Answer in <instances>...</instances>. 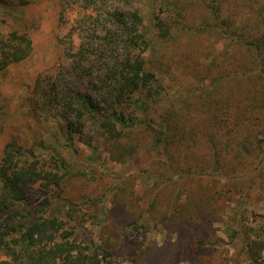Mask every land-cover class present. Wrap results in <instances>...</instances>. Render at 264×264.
Segmentation results:
<instances>
[{
	"label": "trees",
	"instance_id": "1",
	"mask_svg": "<svg viewBox=\"0 0 264 264\" xmlns=\"http://www.w3.org/2000/svg\"><path fill=\"white\" fill-rule=\"evenodd\" d=\"M35 6L31 21L17 0H0V97L9 79L29 87L32 136L0 149V264H167L181 253L213 261L215 224L264 191V0ZM43 16L63 30L54 58L62 61L28 85L18 67L39 53ZM145 146L146 188L136 171L90 167ZM99 188L114 200L102 204L96 234L85 222L98 198L88 190ZM153 228L166 234L160 246L144 245ZM260 235L246 239L250 264H264Z\"/></svg>",
	"mask_w": 264,
	"mask_h": 264
},
{
	"label": "rangeland",
	"instance_id": "2",
	"mask_svg": "<svg viewBox=\"0 0 264 264\" xmlns=\"http://www.w3.org/2000/svg\"><path fill=\"white\" fill-rule=\"evenodd\" d=\"M21 7L25 10L26 18L31 21L36 20V16L39 14L36 10V2L39 0H17ZM135 4V6H137ZM49 18V17H48ZM45 17L43 16V23L41 24L42 32L37 35L35 39L36 47L39 50V53L33 57V59L28 61L27 63L21 64L18 68L20 70V76L23 81H26L28 85L31 83V77L33 75H37L44 80L45 77L49 73H54L55 75L58 72V63L61 62L62 59H59L58 63L54 62L55 55H59V45L56 48L57 38L56 34H63L62 31H55L52 27L51 23L45 22ZM46 20V19H45ZM14 20H11L9 17V24L14 23ZM38 23V22H37ZM13 26V25H12ZM57 51L53 54L54 51ZM57 63V65H56ZM56 65V67H55ZM69 65V63H68ZM67 66V65H66ZM66 68V67H65ZM15 71V70H14ZM11 72L10 76L14 73ZM17 71H15L16 73ZM68 77V76H67ZM33 78V77H32ZM10 80V79H9ZM7 81L4 85L3 95L0 97V107L3 105V101H9L12 105L11 110L0 109V149L4 146V144L14 139L17 142L22 144H30L32 142V136L27 133L28 120L25 117V109L26 104L24 98L26 96V90L29 87L25 88L22 86V82L14 84L12 81ZM3 113H7V115L2 116ZM47 142V140H44ZM149 146H145L136 156L131 155L127 160L123 162L115 161L109 158L108 154L105 153L101 157V161L90 165L93 169L99 170L100 172H113L116 174H125L128 172L136 171L138 173V186L139 188H146L151 183V178L149 174L146 172H140L139 164L145 163L150 158V150ZM264 153L261 152V155ZM96 181V180H95ZM93 195L98 196L96 199V203L91 205V211L89 214V219L85 222L87 228H94V232L96 234L104 228L105 222V214L103 213L104 209L101 211V206L103 203L107 201L110 202L114 200L113 191L110 192L109 195H105L103 198L100 197L102 193V189L99 188L97 191L92 192L88 190ZM112 198V200H111ZM103 199V200H102ZM239 205L237 203V211L235 216L225 215L224 221L220 224L216 223L215 227L220 235H215L212 237V241L217 245L215 249V258L211 262H206L205 264H250L251 259V251L249 250L248 243H246V239L250 235V233H260L261 237L264 238V191L262 193L256 194L253 193L249 198L243 199ZM112 204V202L110 203ZM94 215V216H93ZM92 222H97V224L92 227ZM105 229V228H104ZM107 229V228H106ZM142 233H139L141 237ZM166 238V234L164 230L161 228H153L148 231L145 236L144 245L148 242H151L157 246H160L163 243V240ZM171 242H174V239H171ZM261 258H264V248L261 251ZM110 258V257H108ZM122 257L115 258L114 263L117 264H136L130 259L121 260ZM167 264H201L196 262L192 257L181 253L178 259L173 263Z\"/></svg>",
	"mask_w": 264,
	"mask_h": 264
}]
</instances>
